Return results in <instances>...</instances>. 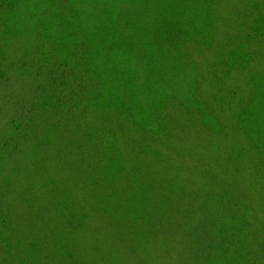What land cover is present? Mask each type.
Instances as JSON below:
<instances>
[{
	"label": "rangeland",
	"instance_id": "1",
	"mask_svg": "<svg viewBox=\"0 0 264 264\" xmlns=\"http://www.w3.org/2000/svg\"><path fill=\"white\" fill-rule=\"evenodd\" d=\"M196 1L210 11L202 22L215 24L200 31L211 45L194 51L173 33L182 39L168 48L173 59L148 62L132 76L128 57L101 41V25L115 16L113 0H0V264H152L159 233L151 228L167 219L160 214L149 226V214L167 211L173 191L198 213L233 202L231 185L240 179L232 174L248 169L243 156L251 152L244 132L264 150V0ZM105 68L127 73L117 83L131 119L86 122L85 133L69 117L70 85L87 70L102 75ZM94 91L79 94L88 111ZM36 112L46 113L41 124L49 116L43 132L22 121ZM127 134L146 141L140 153L127 147ZM237 154L244 159L231 162ZM118 167L128 169L126 181ZM141 190L149 194L135 205ZM196 192L200 197L188 203ZM73 197L74 207L91 208L86 223L73 220L75 229ZM132 208L134 219L125 215ZM238 222L235 240L246 258L263 263L261 239L252 245L253 228L245 217ZM232 250L219 264H234Z\"/></svg>",
	"mask_w": 264,
	"mask_h": 264
},
{
	"label": "trees",
	"instance_id": "2",
	"mask_svg": "<svg viewBox=\"0 0 264 264\" xmlns=\"http://www.w3.org/2000/svg\"><path fill=\"white\" fill-rule=\"evenodd\" d=\"M106 1L107 0H104V2ZM113 1L115 2V16L113 20L101 25L104 33L101 36V41L107 48L110 47L114 49L117 57H123L125 60L128 57V60H126L124 64L133 65L131 70L132 76L134 74L139 75V70L145 67L148 62L151 64L157 60L170 62L173 59V57H171L172 51L168 48L171 47L173 42L174 44L172 47L178 45L179 42L182 41L179 36L173 35V33L182 36L185 41L189 42L187 45L194 47V51H196V49L200 51V49L207 48L211 45V38L203 37V39H201L200 37L202 26L205 31H209L211 28L215 27L214 23L207 24V21L202 22V19L208 16L206 13L209 14L210 11L208 8V10L203 13L206 7L201 0L199 4L196 0ZM239 4L240 3H238V5ZM15 5L16 1L13 3L14 7ZM10 8H12V6H10ZM234 8H238V6L234 4ZM234 8L232 5V10ZM42 38H44L42 39L44 42L50 43L51 45L52 42H48L45 37ZM79 39L83 40L81 36ZM56 43H59L58 39ZM82 44L84 43L81 42V45ZM139 44L142 45L139 47ZM91 47H93V44L88 46L89 52L92 50ZM195 47L197 48L195 49ZM148 48H151L149 50L152 51L148 57H145L142 51L144 50L145 52V49ZM198 54H201V52ZM108 66L111 67V65ZM105 69L102 70L104 71L102 75L98 72L87 70L85 75L75 77V80H73L70 85V97L72 98H69V117L74 122L80 124L85 133L89 131H86V122L100 125L113 118L114 120L118 119L117 123L123 124L125 119L126 121L131 119V115L129 111L127 112V108L120 103L118 94L119 86L117 83V79L126 77L127 73L121 72L119 68L116 70L113 68ZM92 88H95L93 93L94 98L89 101L88 106L91 109L88 111L85 109L86 104H83L82 101L86 92H89ZM79 94H81L83 98ZM36 113L37 114H31L26 117L23 116L22 121L24 125H27L29 130L35 128L43 132L49 116H45L43 124H41L38 119L46 113ZM14 122L15 121H13V123ZM114 129L116 128H113V130ZM131 136H133V134H131ZM131 136L129 137V134L126 135L127 138H125V143L127 147L130 148L132 152L140 153L139 150L144 148L146 141L145 144L144 142L138 144V142H136L137 138L134 139ZM243 140L247 142L251 152L248 150L246 151L247 154L243 156L247 160L246 164L248 169L240 166L241 170H237V172L232 174V176L236 175V177L240 179L239 186L231 185L233 202H222L221 205H219L220 207H216L215 209L207 205L204 206L206 208L204 213H198L189 208V206L186 207V205H183L181 195L178 193L177 195L175 194L174 199L173 191L167 211L159 209L158 215L152 216L149 214V226L151 222H159L158 218L160 214L167 219V223L161 226L153 225L151 228L156 237L159 233L158 240L155 243L157 246L154 252V255H157L158 259H154L152 264H215L217 261L219 264L221 261L227 260L226 254L222 252L231 249H233L231 258L233 260L231 262L234 264H248V262H253L252 264H264V262L262 263L261 261V257L252 259L248 256V258H246L244 254L246 250L244 252L242 249L243 242L235 240L238 239L237 237L241 236L238 218L243 219L245 217L246 222L243 224L249 228H253L251 229L254 234L252 245H257L255 241L257 238H260L261 244H259V247L263 248L262 252H264V150L261 151V148H258L257 143L248 133L244 132ZM114 141L112 135L107 148L112 147ZM139 145L141 146L138 148ZM147 150L150 151V147L145 151ZM151 152L154 156L159 157L156 149H152ZM123 154L124 152H121L120 157H129V155ZM244 158L237 154L236 159L232 156L231 162H233V160L241 162L239 159ZM131 163L132 161H130L129 164ZM137 169L138 167L132 168V170ZM126 170L128 169L123 170L122 167H118L117 171L120 179L123 178L125 181L127 177L125 173ZM131 183L137 185V182L133 183L131 181ZM197 193L198 192L194 194L188 193L186 201L190 203L193 198L198 199L200 195ZM139 194H141L142 197L137 200L134 199V203L135 205L142 206V201H145V195L149 194V191L147 190L144 192L141 190ZM77 203L78 201L75 197L72 198L70 204L68 202L71 208L69 212L70 219L73 222L74 219L79 218L86 223L89 210L91 209L90 205H88L89 207L87 206L86 210H82L74 207ZM228 206L229 210H226ZM133 208L127 209L125 215H129L130 218L133 217L134 219L137 215ZM182 209H185L183 213H181ZM85 212L86 215H84ZM248 214L250 216L249 221L247 218ZM75 225L76 224L73 222V229H75ZM162 235H166V237L162 238ZM215 237L216 240L213 241ZM181 239L183 240L180 241ZM199 243H203V245ZM215 245L223 251L216 254ZM147 254H149V251ZM92 263L97 264V260L93 259Z\"/></svg>",
	"mask_w": 264,
	"mask_h": 264
}]
</instances>
